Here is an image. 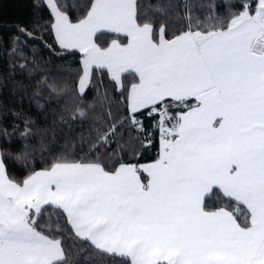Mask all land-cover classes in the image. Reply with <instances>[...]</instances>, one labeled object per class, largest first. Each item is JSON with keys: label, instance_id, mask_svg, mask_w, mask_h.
Listing matches in <instances>:
<instances>
[{"label": "snow or ice", "instance_id": "obj_1", "mask_svg": "<svg viewBox=\"0 0 264 264\" xmlns=\"http://www.w3.org/2000/svg\"><path fill=\"white\" fill-rule=\"evenodd\" d=\"M33 9L8 77L50 103L0 102V264H264V0Z\"/></svg>", "mask_w": 264, "mask_h": 264}, {"label": "trees", "instance_id": "obj_2", "mask_svg": "<svg viewBox=\"0 0 264 264\" xmlns=\"http://www.w3.org/2000/svg\"><path fill=\"white\" fill-rule=\"evenodd\" d=\"M72 0H69L71 3ZM142 3L152 8L161 7L167 3V0H142ZM33 0H0V37L4 40V45L0 46V76L7 77L3 83H0V102L15 106L16 108H23L26 111L36 112V106L34 101L40 99L43 103L49 105V101L45 99L48 95L47 89L39 92L33 96V91L36 88L35 81L39 78V71L34 72L31 76L27 74V71L17 70L16 73L8 77L9 69L7 67L9 61L15 62V58L9 55L7 50L8 37L12 35L16 29L14 27L17 23L28 22L33 18ZM31 43H39L38 41H30ZM37 57H46L48 50L40 46V50L36 53ZM51 75H64L66 69L62 66L61 62L56 58L52 59V62L47 66ZM16 82L27 85L24 89H19ZM51 82V77H50ZM18 89V94L12 93V88ZM101 95L104 93V89H100ZM95 93H89L88 100H91ZM110 94V93H109ZM99 105V100L96 101ZM51 106H55V101L51 102ZM105 107H107L105 103ZM100 109L97 106L96 113H99ZM93 114H90L89 119L83 122H76V148L80 147L79 132L83 126L85 133L87 132L88 126L93 122ZM49 119H51V113H49ZM14 143L19 146V141L16 140ZM71 147V144H69Z\"/></svg>", "mask_w": 264, "mask_h": 264}]
</instances>
